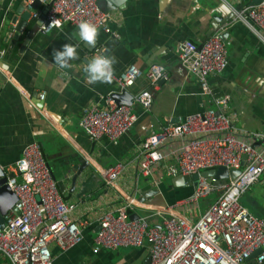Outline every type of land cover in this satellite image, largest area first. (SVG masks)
Returning a JSON list of instances; mask_svg holds the SVG:
<instances>
[{
  "label": "crops",
  "instance_id": "1",
  "mask_svg": "<svg viewBox=\"0 0 264 264\" xmlns=\"http://www.w3.org/2000/svg\"><path fill=\"white\" fill-rule=\"evenodd\" d=\"M28 1L0 0V168L10 174L25 147L36 143L59 194L73 208L71 219L86 222L77 246L62 252L50 245L54 264H146L147 245L99 247L98 221L107 212L118 215L134 200L139 206L126 211L130 216L160 223L153 217L156 208L173 206L195 189L171 178L152 189L134 164L145 138L167 120L175 123L213 107L196 79L180 66V43L200 45L221 33L228 64L208 83L213 92L231 96L236 129L264 134V32L233 21L236 11L261 0H124L110 11L111 34L99 31L87 37L64 25L48 34L37 30L30 40V30L45 17L47 7L38 3L31 8ZM26 11L36 18L15 34L12 20L18 23ZM101 65L115 75L131 65L143 72L161 65L169 75L153 92L149 111L133 105L136 123L115 143L107 138L93 142L80 126L83 109L104 106L108 94L119 92ZM147 89L148 80L141 77L129 90L135 94ZM124 162L132 164L108 186L103 172ZM255 185L264 187V179ZM0 264L8 262L0 257Z\"/></svg>",
  "mask_w": 264,
  "mask_h": 264
},
{
  "label": "built area",
  "instance_id": "2",
  "mask_svg": "<svg viewBox=\"0 0 264 264\" xmlns=\"http://www.w3.org/2000/svg\"><path fill=\"white\" fill-rule=\"evenodd\" d=\"M36 1L47 7L38 29L42 34L60 30L64 25L87 37L99 31L111 34V13L102 11L98 0H29L28 6L32 8ZM233 21L264 32V0L236 11ZM178 50L180 66L196 79L213 107L175 123L167 120L162 129L145 138L134 164L139 176L150 180L152 189L158 188L164 178L194 175L199 176L197 186L190 197L173 206L156 208L153 217L160 223L140 217L130 219L126 211L139 206L134 200L118 215L104 213L98 221L95 243L107 250L147 245L149 264H246L257 251L260 252L255 261L263 264L264 217L253 215L240 204V199L264 179V134L236 129L237 114L229 111L231 96L213 92L208 83L209 77L220 74L228 64L221 33L200 45L184 41ZM100 68L115 81L119 93H130L141 77L149 83V89L130 93V107L119 106L113 94H108L104 106L83 109L80 126L88 139L98 142L107 138L115 143L136 123L133 105L149 111L153 92L169 75L161 65L151 66L146 72L131 65L120 75L106 65ZM39 99L43 101L45 94H40ZM130 164L118 163L104 171L105 183L113 186ZM218 168L240 173L234 179L227 178L223 186H217L213 178L200 176ZM9 173L13 176L7 186L17 202L4 217V228L0 226V255L8 264H54L50 245L58 246L62 252L77 246L82 242L86 222L71 219L73 208L59 194L36 143L25 147ZM210 196L214 197L213 202L204 213L200 212L199 202Z\"/></svg>",
  "mask_w": 264,
  "mask_h": 264
},
{
  "label": "water",
  "instance_id": "3",
  "mask_svg": "<svg viewBox=\"0 0 264 264\" xmlns=\"http://www.w3.org/2000/svg\"><path fill=\"white\" fill-rule=\"evenodd\" d=\"M124 2V0H98V5L100 7V9L104 12H110L112 10H114L116 7L121 6V4ZM36 4H38V1L34 2L33 6H35ZM32 6V8H33ZM30 18V13L28 11H26L24 13V15H22V19L21 21H19L17 23V20H12V24L16 25V30H15V34H19L24 30V27L26 26L27 22L29 21ZM45 20V17H41V19L38 21L37 25L34 26V28H32L29 32L28 35V40H30L35 32L39 29V27L43 24ZM16 37V35H15ZM91 41H89V44H93V39H91ZM27 44V42H26ZM162 85V84H161ZM113 100L119 105V106H132V96L130 95V93L128 91H124L122 93L116 92L113 93L112 96ZM240 171H234V170H226L225 168H218L215 171H208V172H203L201 173V177L202 178H206V179H215L216 180V185L217 186H223L226 184V179L227 178H236L239 175ZM12 174H7L4 170H2L0 168V226L1 228H4L5 226V221H4V217L7 214V212L12 209L16 202H17V198L14 195V193L10 190V188L7 186V182L9 179L12 178ZM180 179H183L186 184L188 185H192L194 188L197 186L198 180H199V176L198 175H194L191 178H182V177H178L176 179H174V183L175 181H178ZM158 192V191H156ZM14 211L16 212V214L18 215L19 213L17 212V210L14 208ZM138 217L135 216H130V219L135 220ZM260 251H257L256 253H254L250 259L247 260L246 263L249 264H255V257L257 256V254ZM150 262V258L147 259L146 264H149Z\"/></svg>",
  "mask_w": 264,
  "mask_h": 264
},
{
  "label": "rangeland",
  "instance_id": "4",
  "mask_svg": "<svg viewBox=\"0 0 264 264\" xmlns=\"http://www.w3.org/2000/svg\"><path fill=\"white\" fill-rule=\"evenodd\" d=\"M264 190V187L259 185H254L249 192H246L242 197L243 200L240 201V204L246 207L253 215L256 217L262 218L264 216V191L261 195L259 189ZM260 189V190H261ZM261 190V191H262ZM214 197L210 196L206 199H203L199 202L200 212L204 213L207 206L213 202ZM1 258H3L0 255ZM5 260V258H3Z\"/></svg>",
  "mask_w": 264,
  "mask_h": 264
}]
</instances>
